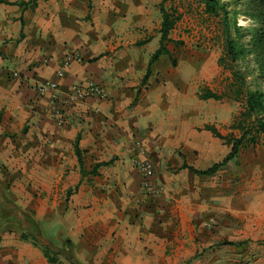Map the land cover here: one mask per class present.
<instances>
[{
  "label": "crops",
  "instance_id": "0c3cea01",
  "mask_svg": "<svg viewBox=\"0 0 264 264\" xmlns=\"http://www.w3.org/2000/svg\"><path fill=\"white\" fill-rule=\"evenodd\" d=\"M18 1L29 0H0V184L37 225L58 223V242L48 243L58 248L69 239L80 264H238L257 253L254 242L251 253L239 242L244 230L227 233L223 219L234 209L212 203L213 196L223 201L221 183L207 186L205 175L179 168L183 161L206 168L198 162H217L227 152L219 139L220 149L203 142L217 140L202 128L205 121L197 132V118L212 113L204 106L219 101L195 94L206 54L177 30L186 18L169 31L168 54L148 66L141 84L158 46L159 0ZM174 58L185 65L180 73L169 63ZM88 81L105 96L67 104L56 124L49 93L38 87L55 82L63 96ZM135 139L152 162L156 195L139 186ZM100 162L107 164L89 173ZM256 232L252 227L249 235ZM19 234L15 224L0 225V264H68L59 255L48 263Z\"/></svg>",
  "mask_w": 264,
  "mask_h": 264
},
{
  "label": "trees",
  "instance_id": "16d2710c",
  "mask_svg": "<svg viewBox=\"0 0 264 264\" xmlns=\"http://www.w3.org/2000/svg\"><path fill=\"white\" fill-rule=\"evenodd\" d=\"M35 1L26 2L33 7ZM26 2L18 1L16 4L22 5ZM164 2L165 0H159L157 3L160 14L157 30L159 35L158 46L148 58L146 70L140 79L141 84L145 82L149 74L148 66L158 55L168 54L164 44L171 41L168 37L169 31L180 18L177 9L170 5L165 8ZM196 2L201 6L205 16L216 18L221 25L222 51L216 62L219 67L229 72L219 92L203 87L196 93V96L201 100L210 98L218 101L230 100L241 103L240 109L230 119L226 134H220L213 124L206 123L202 126L204 130L209 131L213 137L220 139L228 147L225 155L219 161L202 169L187 165L184 161L179 166V168H186L196 175H211L219 167L233 159L241 148L258 144L264 136V88L259 86L250 88L246 81V73L236 65L237 61L243 60L246 56H251L256 75L264 83V0H196ZM238 15H243L254 22L252 27L246 29L248 39L245 41L240 40L242 28L236 25ZM143 42V40L137 41V44ZM172 43L177 45L181 41L175 40ZM173 62L171 60L172 65ZM73 152L79 171L83 175L85 171L81 168L77 138L73 142ZM101 164H107V162L94 164L89 173L94 174L96 168ZM6 223L15 224L20 230L19 238L28 240L34 246L39 247L48 263L57 262L59 255L68 264H80L73 255L72 243L69 239H63L58 248H54L44 241L40 235L37 222L22 211L7 196L5 189L0 185V225Z\"/></svg>",
  "mask_w": 264,
  "mask_h": 264
},
{
  "label": "rangeland",
  "instance_id": "374dc122",
  "mask_svg": "<svg viewBox=\"0 0 264 264\" xmlns=\"http://www.w3.org/2000/svg\"><path fill=\"white\" fill-rule=\"evenodd\" d=\"M163 4L165 8L169 5L175 7L177 12L180 13V18L182 15L186 18L185 21L182 20V22L179 23L177 29L183 32L186 38H188L186 44H189V39H191L192 43L189 45L193 46L201 53L206 54L202 56L204 62V78L197 82L196 93L203 87L210 88L207 84L211 85V90L219 92L229 72L219 67L216 62L222 51L221 25L218 20L205 16V14L202 13L201 6L197 4L196 0H165ZM236 21V25L242 28L240 30L242 34L240 40H247L248 35L246 29L252 27L254 22L243 15H238ZM231 34L234 35L233 32H231ZM151 46L152 44L148 45V47ZM210 53L212 54L210 55ZM209 59H212L215 65L209 63L207 61ZM171 60L174 61L173 65L171 64ZM169 63L172 66H176L179 73L185 69L184 63L178 62L177 58L170 59ZM236 65L246 73V81L250 88L257 86L264 88V83L260 81L256 75L251 56H246L243 60L237 61ZM189 95L191 96V92ZM240 107V102L230 100H219V102L213 106H204L205 111L211 110L212 113L203 115L202 118H197V132L200 130L199 127L204 124L202 121H205L206 123L216 126L220 134H226L232 115L235 114ZM135 140L139 141L138 139ZM219 140L218 138L217 140L203 138V142L210 145L213 149H220ZM133 141L134 140H132V142ZM222 143L221 141V145H223ZM235 157L236 158L219 167L213 174L205 175L203 178H205V184L207 186L212 184L213 187L219 188L221 183L222 189L226 190V194H221L222 196L220 198L223 200L222 202L215 199L216 197L213 196L212 203L218 206L219 204L226 203L230 209H234L233 214L228 212V215L223 219V221L227 223V233L231 235V230L237 231L242 229L244 233L241 232L239 235H243V240L239 242L245 243V248L248 251L247 253L252 252V250H250V243L252 242H254V246L258 248L257 253L252 252L236 263L264 264V136H262L258 144L241 148ZM213 162L214 161H211L209 164H203L200 160L198 165L199 167H208ZM200 177V175H197V178ZM6 186H8V184L5 182V187H2L6 189ZM242 215H245L246 218H249V216H256V220H245ZM38 222L40 235L43 236V240L57 243L56 237L61 235L58 223L49 225L44 221ZM252 227L257 229L255 236L253 235L254 237L249 235V230ZM252 237L254 239H252ZM236 252L237 254L240 253L239 251ZM226 254H229V252L227 251Z\"/></svg>",
  "mask_w": 264,
  "mask_h": 264
},
{
  "label": "built area",
  "instance_id": "2783aa9c",
  "mask_svg": "<svg viewBox=\"0 0 264 264\" xmlns=\"http://www.w3.org/2000/svg\"><path fill=\"white\" fill-rule=\"evenodd\" d=\"M76 58V57H75ZM67 64V59L63 61V65ZM57 76L61 75L60 71L56 72ZM57 86L55 82H48L40 85L38 90L41 94L48 92L50 103V115L54 117L56 124L62 123L61 110L72 102L82 101L85 97L94 95L97 97H104L105 91L99 85L88 81L84 85H73L69 92L63 96L57 94ZM137 154L132 157L131 164L136 169L140 176L139 186L143 188L147 194L156 195L159 192V187L152 181L153 165L147 157L145 150L142 148L141 143L137 140L132 142Z\"/></svg>",
  "mask_w": 264,
  "mask_h": 264
}]
</instances>
